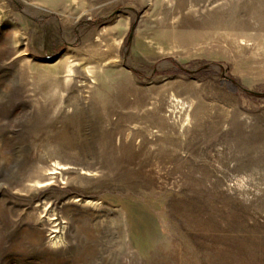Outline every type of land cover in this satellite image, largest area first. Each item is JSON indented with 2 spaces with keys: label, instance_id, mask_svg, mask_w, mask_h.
Listing matches in <instances>:
<instances>
[{
  "label": "rangeland",
  "instance_id": "1",
  "mask_svg": "<svg viewBox=\"0 0 264 264\" xmlns=\"http://www.w3.org/2000/svg\"><path fill=\"white\" fill-rule=\"evenodd\" d=\"M0 264H264V0H0Z\"/></svg>",
  "mask_w": 264,
  "mask_h": 264
}]
</instances>
